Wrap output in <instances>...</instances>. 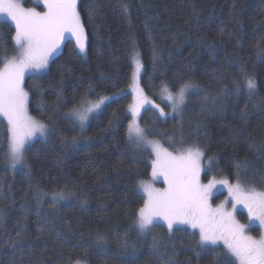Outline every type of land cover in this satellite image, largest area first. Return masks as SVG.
Returning <instances> with one entry per match:
<instances>
[{"label": "trees", "instance_id": "1", "mask_svg": "<svg viewBox=\"0 0 264 264\" xmlns=\"http://www.w3.org/2000/svg\"><path fill=\"white\" fill-rule=\"evenodd\" d=\"M23 4L46 10L36 0ZM77 10L86 54L67 37L48 67L29 73L24 83L31 114L58 131L34 139L20 168L12 169L0 151V264H169L170 257L173 264H226L223 245L201 248L199 233L188 227L169 232L158 222L141 233L134 225L147 199L139 182L151 177L155 156L125 135L134 100L133 55L143 65L141 88L166 113L142 108L139 123L151 129L148 138L172 152L202 148L205 180L234 183L235 162L247 161L241 183L264 191V53L258 52L264 48V0H77ZM14 35L12 22L0 17V57L18 52ZM241 68L256 80L251 94L243 84L239 93L233 88L243 79ZM189 81L197 87L187 92L181 111L172 112L162 88L175 93ZM105 95L114 99L83 131L63 118L81 97ZM6 127L0 116L5 143ZM60 192L64 199L54 202Z\"/></svg>", "mask_w": 264, "mask_h": 264}, {"label": "snow or ice", "instance_id": "2", "mask_svg": "<svg viewBox=\"0 0 264 264\" xmlns=\"http://www.w3.org/2000/svg\"><path fill=\"white\" fill-rule=\"evenodd\" d=\"M40 2L46 9L43 12L36 8H25L22 0H0V14H6L14 22L15 35L11 39L14 47L19 49V55L11 59L0 57L3 62V67H0V116L6 120L7 125V141L5 143L0 140V151H4L6 162L12 169L26 163L25 155L31 149L34 137L47 139L58 131L55 124L49 126L29 114V93L24 88L26 75L48 67L50 58L60 49L66 33L75 38V46L81 53L86 51L87 46V33L77 10V0ZM121 7L125 12L128 11L127 3H123ZM258 52L264 53V48L258 49ZM133 61L135 70L132 73L131 87L135 98L128 105L132 118L126 125L125 135L137 147L150 146L155 156L151 161V176L153 179L162 176L166 184L164 188H156L149 181L139 182L147 199L137 210L135 227L145 233L163 220L171 232L174 225L188 224L199 229L201 248L215 246L218 241L223 242L226 264H264V233L259 239L247 235L249 225L241 224L235 216L237 207L243 206L247 209L249 224L256 221L264 229V191L245 186L240 181L242 170L249 167L248 162H235V183L229 179L216 180L213 177L207 184H203L200 179L201 162L206 153L202 148L192 145L174 153L163 147L158 140L149 139L151 129L141 127L139 123L141 109L145 105H152L159 109L160 116H165L166 113L160 105L154 104L145 96L139 84L143 65L138 54L134 53ZM240 71L243 79L233 81V88L239 93L243 84L251 94L257 89L256 80L245 69L241 68ZM194 87L197 86L190 81L185 82L173 93L164 85L161 98L171 102L172 112L178 113L185 105L187 92ZM113 99L114 97L101 96L96 101H90L86 96L81 97L79 106L71 108L63 118L70 121L72 128L79 126L83 131L90 116L97 115L102 106ZM43 107V103L38 105L40 109ZM54 107L59 110L60 104ZM48 119L54 120V117L49 116ZM75 142L76 137H73L72 143ZM180 142L183 143V140ZM171 143L175 146L174 141ZM213 160L214 157H208L209 170ZM260 182L264 183V178ZM217 185L226 186L229 196L213 207L210 198ZM2 197L3 191L0 188V198ZM57 199H64L63 192L54 195V202ZM228 203H231V210L225 207ZM100 239L103 240L104 237L100 236ZM121 244L126 247L128 242L123 240ZM153 246L158 247L156 237H153ZM76 264L82 262L77 260ZM169 264H173L172 257L169 258Z\"/></svg>", "mask_w": 264, "mask_h": 264}, {"label": "rangeland", "instance_id": "3", "mask_svg": "<svg viewBox=\"0 0 264 264\" xmlns=\"http://www.w3.org/2000/svg\"><path fill=\"white\" fill-rule=\"evenodd\" d=\"M36 2L37 3H41L40 2V0H36ZM22 3H23V0H22ZM23 6H24V4H23ZM25 7V6H24ZM26 8V7H25ZM29 8H36V7H29ZM36 10H37V8H36ZM37 11H40V10H37ZM40 12H43V11H40ZM0 17H2V18H6V19H8V20H10L11 21V19H10V17H8L6 14H0ZM12 22V21H11ZM12 24L14 25V22H12ZM15 27V26H14ZM67 37H72L70 34H65V39L67 38ZM74 40H75V38L74 37H72ZM65 39H64V41H65ZM64 41L62 42V44H61V47H60V49L58 50V52L61 50V48H62V46H63V44H64ZM79 50V49H78ZM57 52V53H58ZM86 52H87V46H86V51L85 52H83L82 54H86ZM56 53V54H57ZM19 55V49H18V52L16 53V55L15 56H18ZM6 58V57H5ZM7 59H11V58H7ZM0 67H3V62L2 61H0ZM44 70V69H43ZM40 71H42V70H40ZM39 72V71H38ZM28 75V74H27ZM26 75V76H27ZM140 84V83H139ZM141 87V86H140ZM24 88H25V86H24ZM133 90V89H132ZM25 91H27L26 90V88H25ZM133 94H134V98H135V93L133 92ZM145 94V93H144ZM105 96H109V97H111L110 95H105ZM145 96L149 99V97L145 94ZM150 100V99H149ZM134 101V100H133ZM151 101V100H150ZM133 103V102H132ZM146 106V105H145ZM144 106V107H145ZM142 110V109H141ZM28 111H29V114L31 115V116H33L35 119H37V120H40L39 118H37L36 116H34L33 114H31V112H30V110H29V106H28ZM42 121V120H41ZM43 122V121H42ZM46 124V123H45ZM36 138H40L39 136H37V137H34L33 138V140L34 139H36ZM162 145V144H161ZM163 146V145H162ZM163 147H165V146H163ZM149 148H150V146H149ZM166 148V147H165ZM151 149V148H150ZM172 152V151H171ZM175 153V152H174ZM202 171H201V176H200V179H201V182L203 183V184H207L208 183V181L210 180V179H212L213 177H215V176H213V177H211V178H209L208 180H205L204 179V172H205V170H206V166H205V164H204V162H203V159H202ZM23 165H18L16 168H20V167H22ZM215 179L216 180H222V179H228V178H225V177H215ZM146 181H149V182H151L152 184H153V186L154 187H156V188H164V187H166V184H165V182H164V179H163V177L161 176V177H159V178H157V179H153L152 178V176L148 179V180H146ZM232 182V181H231ZM235 183V182H234ZM258 191H262V190H258ZM228 196H229V194H228V191H227V188H226V186H223V185H217V187L216 188H214L213 189V195H212V197L210 198V203L212 204V206L213 207H215L216 205H219L222 201H224L226 198H228ZM147 197V196H146ZM225 207L228 209V210H231V203H228V204H226L225 205ZM240 212H242V214H240ZM235 216H236V219L241 223V224H245V225H249V227L247 228V230H246V234L247 235H250V236H252V237H254V238H257V239H259L260 237H261V234L262 233H264V229H262L261 227H260V225H259V223L258 222H256V221H254V222H252L251 224H249V219H248V212H247V209L246 208H244L243 206H238L237 207V210H236V212H235ZM159 223H164V224H166V222H164L163 220H161V221H159ZM167 225V224H166ZM177 226H185V227H188V228H190V229H192V230H194V231H197L198 233H199V229L198 228H196V229H194V228H192L190 225H188V224H177V225H174V227H177ZM255 226L256 227H258L259 228V230H260V232L258 231V230H255L254 228H255ZM258 231V232H257ZM217 244H221V245H223V242L222 241H218L217 242ZM224 246V245H223ZM83 264V263H82Z\"/></svg>", "mask_w": 264, "mask_h": 264}, {"label": "bare ground", "instance_id": "4", "mask_svg": "<svg viewBox=\"0 0 264 264\" xmlns=\"http://www.w3.org/2000/svg\"><path fill=\"white\" fill-rule=\"evenodd\" d=\"M258 232V231H257ZM259 232H260V230H259Z\"/></svg>", "mask_w": 264, "mask_h": 264}]
</instances>
